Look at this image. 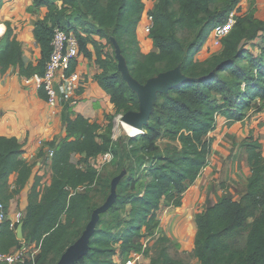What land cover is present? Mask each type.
Masks as SVG:
<instances>
[{"label":"trees","instance_id":"trees-1","mask_svg":"<svg viewBox=\"0 0 264 264\" xmlns=\"http://www.w3.org/2000/svg\"><path fill=\"white\" fill-rule=\"evenodd\" d=\"M153 1L154 24L148 37L156 50L147 53L140 51L136 34L145 9L143 0H32L27 7L30 12L39 6L47 9L33 26L41 55L35 65L23 61L12 26L4 23L0 73L14 66L26 77L42 74L52 52L54 27L73 30L79 56H94L99 65L101 72L94 80L108 94L117 114L138 110V98L123 80L114 51L105 47L114 50V44L119 45L130 74L140 83L177 66L187 80L167 93H158L142 133L128 138L126 156H144L149 163L143 167L142 177L132 174L129 163L128 175L116 182L114 191L111 179L103 177L91 162L106 152L114 158L120 156L121 142L112 134L114 114L105 113L104 122L80 114L66 116L65 136L48 144L53 150L49 184L38 189L39 177H35L31 185L21 220L23 238L16 236L18 224L14 229L10 220L1 221L0 252L13 251L23 240L39 245L35 264H56L84 232L97 207L91 191L99 185L100 197L107 201L113 196L114 201L99 215L88 250L75 264H115L117 254L122 259L134 251L147 254L149 249L143 248L141 239L154 236L160 228L162 204L180 207L187 185L208 164L211 138L207 136L215 129L217 118L240 121L252 107H264V19L251 12L238 13L240 0ZM4 2L0 0V10ZM232 11L236 21L222 39L221 51L196 60L213 28ZM180 28L192 32L193 39L180 38ZM76 64L77 58L72 59L67 72L74 71ZM159 140H166L163 148ZM244 146L250 168L245 193L239 200L223 195L195 215L193 251L199 264H264V156L257 139ZM21 153L15 137L0 135V201L5 207L32 174L31 164L20 158ZM14 172L16 187L8 193L9 176ZM240 231H245L242 247L236 241ZM168 242L165 235L156 239L159 248L150 264H185L168 254Z\"/></svg>","mask_w":264,"mask_h":264},{"label":"crops","instance_id":"crops-1","mask_svg":"<svg viewBox=\"0 0 264 264\" xmlns=\"http://www.w3.org/2000/svg\"><path fill=\"white\" fill-rule=\"evenodd\" d=\"M143 1L145 3L144 11L147 9L146 3L154 5L153 0ZM257 1L260 2V0ZM31 3L32 0H5L2 9L0 10V27L2 26V28H0V30H2L0 38L4 33V23L10 22L13 34L21 46L23 61L26 64L30 63L35 65L41 55L39 47L33 36V26L38 19L44 17L47 9L45 6H39L37 8H33V15H20V6L23 5L25 7H29ZM241 4L242 2L240 0V8ZM261 4L263 5V3H259V5ZM262 9L263 10L258 11V13H256L257 15H254V17L263 20L264 8ZM248 12L249 10L246 13ZM137 28L136 34L137 39L139 40L138 45L140 51L142 53L155 51L156 48L154 47L152 40L150 38L144 39V35L140 32L139 27ZM140 39L144 40L140 41ZM208 46L209 45H207L206 42L201 47L200 51L195 56L196 60H198V54H201V60L198 61H203L210 56L212 51L207 52ZM215 52L217 51L214 50V53ZM75 70L80 72L84 77V87L81 92L80 102L73 107H70L68 104L63 102L58 103L55 107L50 106L46 102L45 95L42 96L40 90L36 88L30 78L21 75L17 67L10 66L0 73V135L15 137L22 146L20 158L28 164L31 163L32 166V174L28 182L18 193L13 194L6 202L8 220H13L14 214L17 211H22L24 213L29 199L31 185L35 177H39V175L36 174L38 163L34 162L35 159L30 157L40 156V154L45 151L46 147L42 149L38 141L42 140L47 146L50 141H58L64 137L65 127L63 120L66 116L75 118L76 115L80 114L90 120L101 122L105 113H112L114 110V106L110 102L108 94L94 80V76L101 72L99 65L95 62L94 56L92 58H84L83 56L77 57ZM258 103L259 100L257 99L255 105ZM252 108L253 109L249 110L247 116L244 117V119L249 122V129L246 130V133H250V136H254L255 139L264 145V107L261 110H256L255 106ZM222 119L225 118H217V122ZM210 134L207 137L211 138ZM263 145H261L262 148ZM262 154L264 156V152H262ZM245 155L247 161L246 150ZM211 156L212 149L208 155V164L204 167V171L209 168V160ZM233 159L238 161V156H233ZM203 170L201 174L203 173ZM42 171L47 177H49V179L51 178L52 171L49 164L42 168ZM200 176L195 180V182L187 185L186 191L191 190L192 196H196L199 193V184H197V182H199ZM16 178V172L9 176L7 189L8 193H11L14 187H16ZM186 191L183 193L182 204L185 201V195L187 194ZM222 196L207 205L206 208L213 205ZM225 196L233 200H239L241 198V196ZM192 199L193 197H191V201H193ZM138 240L139 239H136V241ZM144 257L145 256L143 254V263ZM121 259L122 257L119 254L114 256V262L116 264Z\"/></svg>","mask_w":264,"mask_h":264},{"label":"rangeland","instance_id":"rangeland-1","mask_svg":"<svg viewBox=\"0 0 264 264\" xmlns=\"http://www.w3.org/2000/svg\"><path fill=\"white\" fill-rule=\"evenodd\" d=\"M241 2L242 9L240 8L238 12L240 14H247L246 12L249 10L254 16L257 15L256 13H258V11H262V8H264V0H260V2L257 0H241ZM259 3H263V5H259ZM152 7V4L146 3L147 11L151 10ZM19 12L20 15H33V12H30L27 7L23 5L20 6ZM178 36L186 42L193 39V33L185 28H180L178 30ZM148 38V36H144V39ZM141 40L142 39H140V41ZM256 42L261 43L262 41L261 39H257ZM221 49L222 46L213 47L209 45L207 52L212 51L210 54L211 56L217 52L219 53ZM104 50L109 52L114 51L110 46L105 47ZM214 50L217 52L214 53ZM200 55L201 54H198L197 56L198 60H201ZM248 112L249 110L245 117ZM112 114H114L112 134L115 141L121 142L118 148L120 156L116 158L112 156L110 160H104L98 157L92 159L91 162L97 166L98 172L103 177L111 179V191H114L116 189V182L120 178L128 175L126 167L129 163H131L132 174L142 177V169L149 163V158L140 156L139 159H135L133 156H126L125 152H129L130 149L128 138L132 136L123 129H115V119L123 113L117 114L114 109ZM101 122H104V118ZM247 129H249V122L244 118L240 121L222 119L217 122L215 130L210 134L212 145V156L209 160L210 165L207 170H203L199 182H197V184H199L198 195L192 196V191L187 190L185 201L181 207L162 205L158 212L161 220L160 228L154 236L141 239L142 243H145L146 247L149 249L148 253L144 254V264H150L151 257L156 256L159 246H156L154 243L160 235H165L169 238L167 252L170 256L182 260L185 264H199L193 251L196 230L194 221L195 215L222 195L239 197L245 193L250 169L246 161L244 142L255 139L254 136H250V133H246ZM165 141L166 140L158 141L161 148H163ZM261 145L263 144L260 143V146ZM260 148L261 151L264 152V145L263 148L262 146ZM235 155L238 156V161L233 159ZM99 189V185H95L91 191L94 197V205L97 207L102 205L103 201H105L100 197L101 194L99 193ZM191 197H193V201H191ZM250 220L251 219L248 221ZM244 240L245 231L238 232L236 241L239 247L243 246Z\"/></svg>","mask_w":264,"mask_h":264},{"label":"built area","instance_id":"built-area-1","mask_svg":"<svg viewBox=\"0 0 264 264\" xmlns=\"http://www.w3.org/2000/svg\"><path fill=\"white\" fill-rule=\"evenodd\" d=\"M143 11L141 19L138 23L139 30L144 36H148L153 27V15L151 10ZM235 12L232 11L227 15L224 22L217 24L207 41L208 45L213 47L222 46V39L229 34L235 24ZM52 52L45 64L42 74H33L30 80L35 84L36 88L42 90L46 102L55 107L58 103H66L70 107L77 105L81 100V92L84 87V77L76 70L68 73L70 62L72 59L79 57V43L73 30L64 31L59 27H54L53 37L51 40ZM63 49H65L63 51ZM142 132V130H141ZM140 134V133H139ZM40 147L45 149L40 156H30L38 163L36 174L39 175L38 189H43L49 184L50 179L42 171V168L51 164L53 150L42 140L38 141ZM38 157V158H37ZM104 160H110L112 154L106 152L101 156ZM31 164V163H29ZM23 218V212L17 211L13 220H10V227L15 229V225L19 224ZM7 220L6 207L0 201V222ZM16 230V229H15ZM146 244L143 243V248ZM39 250V245L34 243H26L21 240L20 246L8 253L0 252V264H35V255ZM143 251L131 252L126 258L121 259L117 264H144ZM116 264V263H115Z\"/></svg>","mask_w":264,"mask_h":264},{"label":"water","instance_id":"water-1","mask_svg":"<svg viewBox=\"0 0 264 264\" xmlns=\"http://www.w3.org/2000/svg\"><path fill=\"white\" fill-rule=\"evenodd\" d=\"M114 53L117 67L123 80L136 93L138 98V110H129L123 113V121L142 130V127L148 123L158 93H167L170 88L187 80V77L182 74L180 67L177 66L174 69L160 72L156 76L147 79L144 83H140L130 74L126 59L122 55L119 45L116 43L114 44ZM113 201L114 197L110 196L107 201L94 209L91 219L87 223L79 240L67 247L56 264H75L87 252L89 239L94 232L99 215L109 209ZM16 236L18 239L23 238L22 222L17 226Z\"/></svg>","mask_w":264,"mask_h":264},{"label":"bare ground","instance_id":"bare-ground-1","mask_svg":"<svg viewBox=\"0 0 264 264\" xmlns=\"http://www.w3.org/2000/svg\"><path fill=\"white\" fill-rule=\"evenodd\" d=\"M2 33V30H0V34ZM118 128L123 129L126 133H128L131 136L137 135L139 133H142L140 129H138L135 126L129 125L126 122L123 121L122 115H119L115 119V129Z\"/></svg>","mask_w":264,"mask_h":264}]
</instances>
